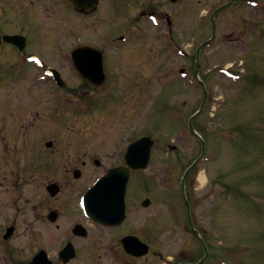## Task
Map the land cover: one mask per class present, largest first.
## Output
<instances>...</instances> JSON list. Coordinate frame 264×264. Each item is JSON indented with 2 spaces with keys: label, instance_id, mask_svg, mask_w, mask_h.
<instances>
[{
  "label": "rangeland",
  "instance_id": "obj_1",
  "mask_svg": "<svg viewBox=\"0 0 264 264\" xmlns=\"http://www.w3.org/2000/svg\"><path fill=\"white\" fill-rule=\"evenodd\" d=\"M262 7L264 0L254 6L236 3L219 13L218 19L226 25L220 35L233 36L216 39L200 55L198 79L204 82L207 99L191 126L197 135L187 121L203 99V89L194 75L195 52L202 39L188 32L186 42L176 37L170 40L163 18L154 26L144 21L147 17H139L143 6L131 15L139 19L135 23L108 21L99 27L93 19L97 24L85 26L75 21L73 31L67 23L58 29L45 28L42 39L27 44L24 52L38 55L46 66L60 72L67 89L83 95L85 89L70 60L71 50L75 45H104L105 73H121L123 79L114 85L107 82L89 97H62L61 137L92 131L127 139L150 136L154 145L143 176L154 175L155 194L171 202L177 216L171 221H177L176 228L182 227L185 219L180 186L183 170L199 158L196 169L187 176L185 196L190 201L194 227L202 232L197 239L190 233L186 243L200 251L190 259L197 260L206 252L205 264H264V33L258 40L264 30ZM200 15L204 12L184 16L179 25L187 30L204 23L202 37H209L211 24ZM112 35L124 37L118 49L106 48L105 43L111 40L107 36ZM171 43L176 48H170ZM181 51L187 56H181ZM17 56V51L4 46L0 59L14 60L0 71H28L30 95L31 90L36 93L42 89L48 106L45 99L52 93L50 82L35 85L32 78L43 70ZM84 99L98 101L104 108L88 117L80 108ZM169 146L175 150L169 151ZM181 238L179 235L177 244Z\"/></svg>",
  "mask_w": 264,
  "mask_h": 264
},
{
  "label": "flooded vegetation",
  "instance_id": "obj_2",
  "mask_svg": "<svg viewBox=\"0 0 264 264\" xmlns=\"http://www.w3.org/2000/svg\"><path fill=\"white\" fill-rule=\"evenodd\" d=\"M231 1L0 0V51L8 45L17 51L21 61L28 63V56L33 53L24 54L27 44L39 42L45 28L58 29L61 23H67L73 31L77 27L75 21L86 26L94 23L93 19L99 27L108 21L120 25L135 23L139 19H133L131 15L136 3V10L140 6L145 8L139 13V17L148 18L145 22L156 24L164 19L170 40L176 37L180 42H186L189 32L202 39L201 46L206 42L208 45L216 39L233 36L220 35L226 25L218 19L219 13L229 7ZM241 3L248 4L246 1ZM213 4L217 5L212 9ZM194 12H204L200 17L207 18L211 24L209 37L203 38L204 23L187 30L179 25L184 16ZM260 13H264L263 7ZM262 33L264 30L261 29L258 40ZM6 35L24 38L19 40L25 45L24 49L18 50L4 42ZM107 37L111 40L105 43L106 48L118 49L117 40H122V36ZM175 44L171 43L170 48ZM82 46L90 45H75L70 58ZM201 46L195 52L194 70L199 69L198 61L206 47ZM93 48L102 52L105 66L104 45ZM184 54L187 56L181 51V56ZM13 60L0 59V68L13 64ZM45 68H40L43 71H38L32 78H35V85L43 80L50 82L48 86L53 89L46 95L48 106L43 101L42 89L36 93L31 90L30 95L28 71H0V264H205L206 252L197 260L190 259L198 256L200 251L188 248L186 243L190 233L196 238L202 232L194 227L190 201L185 196V182L196 169L197 160L184 172L181 197L185 219L181 218L182 227L176 228L177 221H171L177 218L171 202L166 196L155 194L154 175L143 176L146 171L126 165L127 147L139 140L140 135L127 139L113 133L92 131L61 137L60 102L65 104L62 97H89L107 82L114 85L121 81L123 75L104 71V81L99 86L79 77L81 88L85 89L82 95V92L66 88L59 71L61 84L48 75ZM80 108L90 117L104 106L98 101L84 99ZM71 118L73 116L64 119ZM121 168L128 170L123 211L118 191L103 188L106 181H98L108 170ZM98 172L99 176H95ZM103 216L110 220L105 222ZM179 235L183 238L177 244ZM197 241L206 251L205 245L199 239Z\"/></svg>",
  "mask_w": 264,
  "mask_h": 264
},
{
  "label": "water",
  "instance_id": "obj_3",
  "mask_svg": "<svg viewBox=\"0 0 264 264\" xmlns=\"http://www.w3.org/2000/svg\"><path fill=\"white\" fill-rule=\"evenodd\" d=\"M80 12L84 10L78 8ZM3 40L7 43L18 46L20 49L23 48V43L19 42V37L16 36H5ZM72 61L80 76L92 84L99 85L104 79L103 68H102V56L101 53L89 48L82 47L75 50L72 53ZM47 71H54L48 69ZM57 76V73H54ZM58 77V76H57ZM153 145V141L148 137L141 138L134 144H131L127 150L125 159L129 167L135 169H145L148 164L150 149ZM128 179V172L126 168L114 169L108 171L100 180L106 181L107 184H103V188H114L118 191L117 195L122 205L123 211V195L126 188V182ZM105 222L109 221L110 218L103 216ZM37 257L35 258L36 261ZM37 264V263H36Z\"/></svg>",
  "mask_w": 264,
  "mask_h": 264
}]
</instances>
